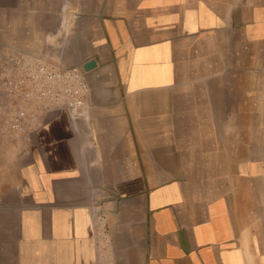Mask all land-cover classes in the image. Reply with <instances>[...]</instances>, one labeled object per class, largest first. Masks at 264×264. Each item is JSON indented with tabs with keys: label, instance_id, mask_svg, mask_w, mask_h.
I'll return each instance as SVG.
<instances>
[{
	"label": "crops",
	"instance_id": "crops-1",
	"mask_svg": "<svg viewBox=\"0 0 264 264\" xmlns=\"http://www.w3.org/2000/svg\"><path fill=\"white\" fill-rule=\"evenodd\" d=\"M1 44L93 66L84 120L0 125V264H104L107 195L114 264H264V0H0Z\"/></svg>",
	"mask_w": 264,
	"mask_h": 264
},
{
	"label": "built area",
	"instance_id": "built-area-1",
	"mask_svg": "<svg viewBox=\"0 0 264 264\" xmlns=\"http://www.w3.org/2000/svg\"><path fill=\"white\" fill-rule=\"evenodd\" d=\"M63 52V46L50 44L42 50L0 45V125L9 139L29 138L57 111H66L73 119L86 118L88 70L85 64H68ZM102 226L100 232L96 224L98 235H105V224Z\"/></svg>",
	"mask_w": 264,
	"mask_h": 264
},
{
	"label": "rangeland",
	"instance_id": "rangeland-1",
	"mask_svg": "<svg viewBox=\"0 0 264 264\" xmlns=\"http://www.w3.org/2000/svg\"><path fill=\"white\" fill-rule=\"evenodd\" d=\"M85 118H79L76 119L77 121H82ZM22 149V145L21 144H9L7 150L8 151H16L18 149ZM19 149V150H20ZM107 199L106 204L104 205V203L102 202L103 199L100 200V202L102 204H99V206L94 205L93 207H91L92 210V214L96 215V224L98 227V230L100 229L101 232V227H103L102 225L105 224V235L99 233L98 236V246L99 249L101 251V257H102V261L104 262V264H112L113 263V255H112V244H111V238H110V230H109V223H108V216L110 215L111 209L112 207L110 206V203H108V199H111V196L107 195V198L105 197V200Z\"/></svg>",
	"mask_w": 264,
	"mask_h": 264
},
{
	"label": "water",
	"instance_id": "water-1",
	"mask_svg": "<svg viewBox=\"0 0 264 264\" xmlns=\"http://www.w3.org/2000/svg\"><path fill=\"white\" fill-rule=\"evenodd\" d=\"M93 66V63L85 64V68L89 70Z\"/></svg>",
	"mask_w": 264,
	"mask_h": 264
}]
</instances>
